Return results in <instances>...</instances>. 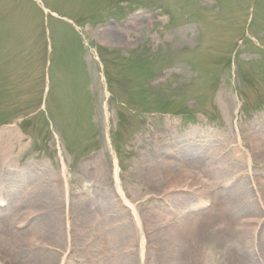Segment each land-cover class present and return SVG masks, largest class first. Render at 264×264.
I'll use <instances>...</instances> for the list:
<instances>
[{"label": "rangeland", "instance_id": "1", "mask_svg": "<svg viewBox=\"0 0 264 264\" xmlns=\"http://www.w3.org/2000/svg\"><path fill=\"white\" fill-rule=\"evenodd\" d=\"M251 177L264 0H0L1 261L264 264Z\"/></svg>", "mask_w": 264, "mask_h": 264}, {"label": "bare ground", "instance_id": "2", "mask_svg": "<svg viewBox=\"0 0 264 264\" xmlns=\"http://www.w3.org/2000/svg\"><path fill=\"white\" fill-rule=\"evenodd\" d=\"M256 149L257 150L259 149L258 151L263 152V149H261L259 146H256ZM247 156H248L247 161H248V165H249V163H250L249 153L247 154ZM173 174H175V173H173ZM244 174L245 173L243 171V172H241V174L239 176L242 177ZM180 177H181L180 174L173 176V178H171L169 180V182H168L169 183L168 188L181 187V185H178V184H181V182H183V179L182 180H179ZM185 181H187V180H185ZM251 181H252V184H253V188L252 189L254 190V195L256 196L258 205H259V207H260V209H261V211L263 213V216H264V181H261L259 179H256L255 180L252 177H251ZM232 196H233V198L235 200H238V201L242 202V201H245V199L247 198V192L244 189H242L241 187H239V188L238 187L237 188H233V190H232ZM0 200H1V197H0ZM247 203H249V201ZM50 207H53V206H50ZM38 210L39 209L38 208H35V207H30L29 206V207L23 209V208H21V207L18 206V207H16L15 214L13 215L14 217H12L13 219H10V220L15 225H19V226L20 225H23L26 221H28L30 219V217L32 216V214L33 213H37ZM255 210H256V208L253 207L251 211H255ZM260 220L261 219L259 218L257 221H253V222L252 221H247L246 223L243 222L244 224L242 225V229L244 230V233H248L249 232L250 233V236H253L254 238H256V236H257V227H258V224L260 223ZM250 227H251V229H250ZM1 230H3L2 227H0V233H1ZM193 230H196V227H193L192 232H193ZM27 233H29L28 235H31V238L30 239L35 238V236L37 235V232H35L33 229L32 230H29ZM257 238H259V239L262 238L263 239V237L260 236V235H258ZM0 239H3V238H0ZM115 244H116V242H113V246H115ZM190 245L191 246L189 247V251H190L189 254H190L191 261H192V256L194 255V252H195V254L197 253L196 251H193L192 249H195L197 251H200L203 254L206 253L205 251H201V249H198L197 247L194 248V245L195 244H192L191 242H190ZM19 247H20L19 249H21V247H24V243L20 244ZM203 248H205V246ZM15 259H17V257H15ZM20 260H22V258H18L17 261H15V260L14 261L16 263H18ZM242 260L240 261L239 258H236V264H242ZM9 262L10 261L7 262L5 260H3V261L0 260V264H9ZM21 263L22 264H30L29 261L28 262L21 261Z\"/></svg>", "mask_w": 264, "mask_h": 264}]
</instances>
